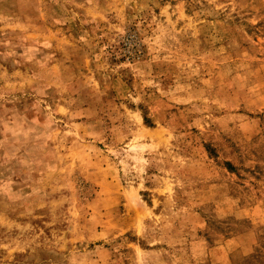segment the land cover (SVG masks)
Wrapping results in <instances>:
<instances>
[{
  "label": "rangeland",
  "instance_id": "374dc122",
  "mask_svg": "<svg viewBox=\"0 0 264 264\" xmlns=\"http://www.w3.org/2000/svg\"><path fill=\"white\" fill-rule=\"evenodd\" d=\"M0 264H264V0H0Z\"/></svg>",
  "mask_w": 264,
  "mask_h": 264
}]
</instances>
